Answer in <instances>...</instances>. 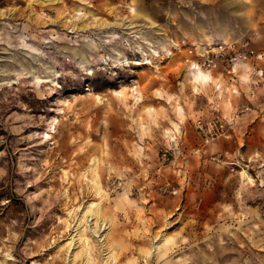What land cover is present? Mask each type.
<instances>
[{"label":"rangeland","instance_id":"rangeland-1","mask_svg":"<svg viewBox=\"0 0 264 264\" xmlns=\"http://www.w3.org/2000/svg\"><path fill=\"white\" fill-rule=\"evenodd\" d=\"M0 264H264V0H0Z\"/></svg>","mask_w":264,"mask_h":264},{"label":"built area","instance_id":"built-area-1","mask_svg":"<svg viewBox=\"0 0 264 264\" xmlns=\"http://www.w3.org/2000/svg\"><path fill=\"white\" fill-rule=\"evenodd\" d=\"M247 41H240L237 45L235 41L227 43L225 40L219 41V43L216 44V46H206L204 45L202 50L199 53V59L197 60H191L190 66H193V63H199L202 67L212 69L214 67L219 66H226L233 62V60L237 58H245L249 55L248 52H252L251 49H242L239 50L240 47H246ZM215 48V50H212ZM245 50V51H243ZM192 52V48H189L188 53L190 54ZM260 56V55H258ZM232 70V69H231ZM216 126V129L214 131H211L210 128H208V133L212 132L214 133H221L220 130H222L223 124L219 122ZM197 126L199 128H203L205 124L201 121H197ZM219 130V131H218ZM208 139V138H207ZM206 139V140H207Z\"/></svg>","mask_w":264,"mask_h":264},{"label":"bare ground","instance_id":"bare-ground-1","mask_svg":"<svg viewBox=\"0 0 264 264\" xmlns=\"http://www.w3.org/2000/svg\"><path fill=\"white\" fill-rule=\"evenodd\" d=\"M127 22L128 21L126 19H122L120 22L105 21V22H101L99 24L102 27L118 26V27H125V28H133L134 25H132L131 23L128 24ZM212 50H214V49H212ZM151 51H152V53L154 55H157L158 54V51L155 50V49H152L151 48ZM194 67L196 68V70L197 69L199 70L197 72H194V71L191 72V74H192V80H193V83H194V88L196 90H198L199 87H203L204 88V86L209 85L213 81V77L210 75V73H208L209 71L208 72H205V71L202 70V69H208V68H204L199 63H196V62L194 63ZM126 90H127V87L126 86H123L122 87V90L121 91H115V94H117L119 96H126ZM134 90H136V88ZM134 97L137 100L140 99V98H138L135 95H134ZM69 105H70V101L68 99H66V98L65 99H60L59 106H60L61 112H64V107L65 106L67 107ZM180 112L182 113V108H180ZM58 120L59 119L55 118V120L51 122V124H50V130L54 129L53 131H55L56 124H57ZM176 127L178 129V126L177 125H176ZM48 134H49V132H48ZM48 137H51V135L49 134ZM94 183L97 184V185L99 184V175L98 174L95 175ZM88 213L91 214V215H93L94 213L98 214L97 210H87L85 212V215H87Z\"/></svg>","mask_w":264,"mask_h":264},{"label":"crops","instance_id":"crops-1","mask_svg":"<svg viewBox=\"0 0 264 264\" xmlns=\"http://www.w3.org/2000/svg\"><path fill=\"white\" fill-rule=\"evenodd\" d=\"M206 72H208V71H206ZM210 73V72H209ZM210 75L212 76V74L210 73ZM213 77V76H212ZM213 80H214V78H213Z\"/></svg>","mask_w":264,"mask_h":264}]
</instances>
